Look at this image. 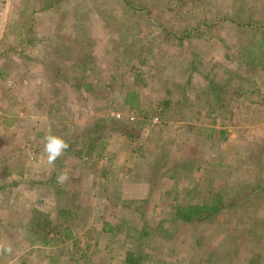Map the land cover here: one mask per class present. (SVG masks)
<instances>
[{"label":"rangeland","instance_id":"1","mask_svg":"<svg viewBox=\"0 0 264 264\" xmlns=\"http://www.w3.org/2000/svg\"><path fill=\"white\" fill-rule=\"evenodd\" d=\"M41 2L0 0V235L17 253L3 250L0 264H82L88 245V264H128L131 235L147 224L139 264H264V63L241 59L245 46L264 53V0H197L193 24L240 3L259 22L218 21L185 40L151 35L170 19V1L136 0L153 4L154 25L126 15L121 0ZM48 134L82 152L49 165ZM57 166L69 177L62 185L86 197L64 250L21 234L35 208L57 217L52 191L32 182L57 179ZM212 179L225 200L241 195L231 209L203 223L169 218Z\"/></svg>","mask_w":264,"mask_h":264},{"label":"trees","instance_id":"2","mask_svg":"<svg viewBox=\"0 0 264 264\" xmlns=\"http://www.w3.org/2000/svg\"><path fill=\"white\" fill-rule=\"evenodd\" d=\"M64 1L65 0H42L41 3H42V7L44 8H53L57 5L62 4ZM166 1L168 3L170 1L171 5H174L168 7L169 12H171V17L166 22L159 24V33L158 32L156 33L155 30L152 31L151 35L153 38L160 37V35L163 33L168 37L169 36L176 37V35H178L179 39L181 40H185L186 38H193V37L196 38L204 37V35L210 33L214 27H217L219 25L218 21L223 22L230 20L236 22L240 28H243L245 26H251L254 23L258 25L259 22L254 18H245L244 11L247 10V7L243 3H240L238 6L235 7L233 6L234 11L232 15L230 13H227L224 16H221L220 14H215L213 16L207 15L206 18L199 19L193 24L190 21L192 19L191 17L194 16L192 12L194 7H196L195 3L197 2V0H166ZM121 2H123V6H125L126 15H128L129 13H133V15L135 14L136 17L137 16L140 17V15H143L146 21H148L150 25H154V19L156 17L157 11H153L154 9L152 10L151 8L153 6L152 3L144 2L143 6L135 7L136 0H121ZM207 5L209 8L211 7L210 3L209 4L207 3ZM214 16H220L222 19L212 18ZM180 18L186 19V21L184 20L185 25L181 29L178 28L180 27L179 25L173 23L174 20ZM135 41L136 40H134L133 42ZM133 46L134 45H132V47ZM241 49H242V53L244 54L241 59H245V55L247 56L246 60L244 61L245 64L250 65L251 63L252 65V62L254 60H256L259 63L262 62L264 63V53L263 54L256 53L253 46H247V47L245 46L242 47ZM250 69L251 67H249L248 71H250ZM261 69H264V64ZM216 85L217 83H213V82L209 83V87L213 90L215 89ZM240 85L244 86V82H242ZM242 86H239L238 88L232 90L230 93H228L225 96L226 99H228L226 102L230 103L229 106H231L232 103L237 101L236 99L238 97L237 96L238 94L244 95L245 92L241 90ZM187 101L182 100V103L186 105ZM211 101H216V103H218V97L217 99H212ZM171 103L172 100H170L169 98L160 102V105L163 106L162 109L164 112L170 109ZM103 128H105L104 125L103 127L93 126V133H97L98 129H103ZM221 132L226 133L225 130H221ZM79 136L82 135L78 134L75 139L79 138ZM69 141L70 140L67 141L69 144V148L61 158L75 157L82 152V149H78L75 147L73 141L70 142ZM61 158L56 161L57 164L60 163L59 161L61 160ZM64 167L57 166V168H55L54 170V176L57 177L59 171H61V169ZM32 182L34 185H37L38 183V185H41L43 187L46 186L45 188H49L52 191L54 197L56 198L58 214L57 217L53 218V215L50 213L44 212L36 208L33 209L31 211L29 222H27L26 226L21 230V234L23 233L22 235H27L29 239H34V240L40 239V241H42L44 245L50 247L55 248L61 246V248H63L61 250H64L65 248H67L64 244L67 241H69V239L72 237V235L69 234L70 233L69 230L71 229L76 219L79 218L78 216H80V214L83 212V208L79 203V201L80 199L84 200L86 198L84 192H82V190L79 191L76 189L68 188L67 186H63L61 183H57L56 178L40 180V181H32ZM207 182L211 183L212 185L207 184L205 186V189L201 187L200 192L197 190L196 193L198 194L199 199L192 200L191 202L188 203L176 202L175 205H172L171 211L172 209H174L175 211H174V215H172L171 212L170 214L171 216L169 218L171 219L173 216L172 219L178 220L179 222H183V224L207 222L208 220H212V218L218 215L219 213H222L224 210H227L229 208L231 209L233 205H235L234 203H237L236 202L237 199L241 197V195L234 196L229 198V201H227L225 200V195L222 189H219V187L216 185L215 179H212L211 181L208 180ZM258 186H259L258 191L264 190V186H261V184H259ZM244 193L245 192H243V195ZM130 203H133V201L126 200L123 202V206L130 207L131 205ZM133 209L138 212L146 211L145 207H141V205H137V203H134ZM123 221H126V218H124ZM151 228L152 227L150 225L148 226L147 224V227L144 226L143 230L138 231V233L135 231V233L131 235L134 238H137L138 242L136 245V249L132 247L129 249V253L127 257L128 264H139L144 258L143 256L144 252L142 250L143 243L152 236V234L149 232ZM113 230L114 227L109 222L103 223V227L101 228L102 232L111 233ZM3 240L4 238H2V236L0 235V245L8 246L10 244V242H6ZM89 246L90 245H88L81 254L84 260L82 264H88L91 262L87 252ZM138 250H140V252H138ZM2 252L4 251L2 248H0V254ZM9 254L12 255L11 257H16L15 255L17 253L15 254V251L13 253L11 250ZM52 254H54V252Z\"/></svg>","mask_w":264,"mask_h":264},{"label":"clouds","instance_id":"3","mask_svg":"<svg viewBox=\"0 0 264 264\" xmlns=\"http://www.w3.org/2000/svg\"><path fill=\"white\" fill-rule=\"evenodd\" d=\"M43 152L46 154L47 163L54 165L55 162L60 159L69 148L68 142L59 135L48 134L44 138ZM69 179L67 172L61 171L57 176V183H64ZM6 252H11L10 246L0 245Z\"/></svg>","mask_w":264,"mask_h":264},{"label":"built area","instance_id":"4","mask_svg":"<svg viewBox=\"0 0 264 264\" xmlns=\"http://www.w3.org/2000/svg\"><path fill=\"white\" fill-rule=\"evenodd\" d=\"M118 117H120V114H118ZM157 120H158V118H157Z\"/></svg>","mask_w":264,"mask_h":264}]
</instances>
